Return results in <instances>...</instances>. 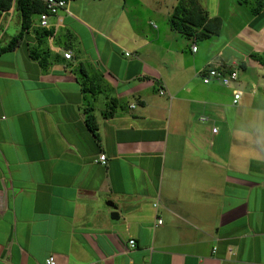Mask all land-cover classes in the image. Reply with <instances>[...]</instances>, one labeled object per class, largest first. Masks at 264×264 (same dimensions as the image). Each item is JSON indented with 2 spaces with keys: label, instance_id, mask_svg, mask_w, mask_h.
I'll use <instances>...</instances> for the list:
<instances>
[{
  "label": "crops",
  "instance_id": "obj_1",
  "mask_svg": "<svg viewBox=\"0 0 264 264\" xmlns=\"http://www.w3.org/2000/svg\"><path fill=\"white\" fill-rule=\"evenodd\" d=\"M66 1L0 57V264H264V101L223 133L195 121L200 105L225 114L210 64L244 71L232 96L264 92L247 76L264 77L263 13L223 23L251 51L227 65L169 26L127 22L129 0ZM18 20L19 33L20 14L3 16L0 44Z\"/></svg>",
  "mask_w": 264,
  "mask_h": 264
},
{
  "label": "rangeland",
  "instance_id": "obj_2",
  "mask_svg": "<svg viewBox=\"0 0 264 264\" xmlns=\"http://www.w3.org/2000/svg\"><path fill=\"white\" fill-rule=\"evenodd\" d=\"M199 4L204 8L209 7V10L205 9V11H208L211 15L217 12V17L221 16L224 20L223 23H226V19H230L232 16L235 18V27L239 28V25H244L247 21L245 19L246 10L250 9V7L243 6L242 4L236 5L235 2L239 3L241 0H197ZM141 2V3H138ZM143 2V3H142ZM180 0H129V11H127L126 16H123L122 18L126 20L127 22L130 21V19L138 20V18H141L139 20L140 22H144L146 19L150 18L151 21H153V25L156 26V28L165 29L167 26H169V19L171 17L170 13L171 11H174V8L178 5ZM144 4V5H143ZM205 5V6H204ZM133 7V8H132ZM207 12V13H208ZM243 13V14H239ZM170 15V16H169ZM239 15V19H238ZM121 17V16H120ZM20 29V23L15 22V24L11 25V27L6 31L7 38L5 37V40L2 44H0V47L6 46L9 41L18 33ZM223 33L221 36H215L212 37L209 40L206 41H200L198 40V44L201 46L202 53L201 57H210L212 55V59L215 60V62H224L227 65H230L231 63L235 62L238 65H240L243 61L246 55L251 54V51L249 47L239 43L235 40V36H232L230 34V29L225 26H223ZM141 32V29L139 30ZM154 33L153 31H151ZM178 34V33H176ZM181 36V35H179ZM234 37V38H233ZM184 38V37H182ZM237 39V38H236ZM180 46L184 47L185 44H190L189 40L184 38L179 41ZM185 59H188V55L183 56ZM180 57H178L179 59ZM174 59V57H173ZM240 68V67H239ZM264 73V72H263ZM244 75V71L239 70V78ZM249 79H251L254 82H257L259 84L260 89H264V77L259 75V71L252 70L248 73ZM240 80V79H239ZM240 82V81H238ZM237 82V83H238ZM201 84L202 81H201ZM211 86V85H210ZM222 85H218L217 90L219 92H225L227 97V104H225V114L218 116L209 109H207V106L200 105L199 109L196 114L195 121L200 126H211V124L214 122L216 124V129L221 130L222 133L224 131V128L226 130L227 123L231 119H235L237 124L243 123L245 118H251V114L246 111H238L240 107H244L247 109V107H257L262 106L260 104L262 101H264V98H262L264 92L260 90L257 97L250 98L248 96H244L243 100L240 102V105L234 106L232 104V90L238 89L243 92L246 91V88L241 86H234L233 84L228 87H221ZM259 98H262L261 100H258ZM250 110V108H249ZM235 116V117H234ZM202 117L208 118L210 121L203 123L200 121ZM230 118V119H228ZM194 121V122H195ZM218 127V128H217ZM228 129V128H227ZM207 145L210 143V138L206 140ZM222 149H225V147H221ZM227 150V148L225 149Z\"/></svg>",
  "mask_w": 264,
  "mask_h": 264
},
{
  "label": "trees",
  "instance_id": "obj_3",
  "mask_svg": "<svg viewBox=\"0 0 264 264\" xmlns=\"http://www.w3.org/2000/svg\"><path fill=\"white\" fill-rule=\"evenodd\" d=\"M239 3L245 6L248 5L255 16L263 13L260 23L264 24V0H241ZM12 9L20 14L21 30L6 46L0 47V57L6 53L15 51L23 43L31 30H33L34 18L46 12V7L40 0H0V22L3 16ZM169 27L173 32L188 40L206 41L212 37L221 35L223 21L221 18H210L207 11L204 10L197 0H180L171 14ZM49 33L47 31L46 35H49ZM29 51L32 59H40L35 56L32 49ZM251 58L264 67V51L262 53H252ZM41 59L42 65L44 56ZM239 70L241 69L239 68ZM87 125L89 130L98 137V124L94 115H88Z\"/></svg>",
  "mask_w": 264,
  "mask_h": 264
},
{
  "label": "built area",
  "instance_id": "obj_4",
  "mask_svg": "<svg viewBox=\"0 0 264 264\" xmlns=\"http://www.w3.org/2000/svg\"><path fill=\"white\" fill-rule=\"evenodd\" d=\"M44 3L46 7V12L38 15L39 18V27L43 29L49 28V21L53 17H58L61 12L67 11V1L66 0H40ZM61 22V21H60ZM196 41V40H195ZM198 51L196 42L193 43L192 52L196 53ZM126 56H130V54H126ZM65 59L70 60L72 59V53L66 52L64 54ZM202 81L204 84L209 85L213 82H219L222 86L229 87L234 83L239 81V67L233 66H226L221 65L219 63L212 65L210 64L208 68L202 74ZM161 95L164 92L160 93ZM243 97V92L241 91H234L233 93V104L237 105ZM209 119L206 117L201 118V122L206 123ZM218 129L214 128L213 133L216 134ZM99 162L103 165H106V156L101 155L99 157ZM158 207V205H155ZM162 221H158V225H161ZM129 245L131 248H135L136 243L135 241H130ZM46 264H56L55 258L50 257Z\"/></svg>",
  "mask_w": 264,
  "mask_h": 264
},
{
  "label": "water",
  "instance_id": "obj_5",
  "mask_svg": "<svg viewBox=\"0 0 264 264\" xmlns=\"http://www.w3.org/2000/svg\"><path fill=\"white\" fill-rule=\"evenodd\" d=\"M109 205L112 206L115 209V207L113 206V204H109ZM115 211H116V209H115ZM112 219H114V220H118L119 219V216H118V213L117 212H114L112 214Z\"/></svg>",
  "mask_w": 264,
  "mask_h": 264
}]
</instances>
